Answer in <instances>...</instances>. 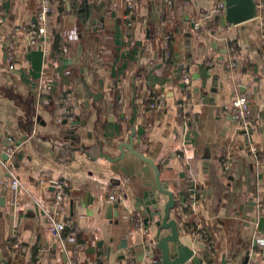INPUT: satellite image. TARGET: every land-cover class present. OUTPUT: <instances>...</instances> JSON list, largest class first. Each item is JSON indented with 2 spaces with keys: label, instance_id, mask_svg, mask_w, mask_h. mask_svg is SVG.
<instances>
[{
  "label": "crops",
  "instance_id": "0c3cea01",
  "mask_svg": "<svg viewBox=\"0 0 264 264\" xmlns=\"http://www.w3.org/2000/svg\"><path fill=\"white\" fill-rule=\"evenodd\" d=\"M82 1L53 0L51 53L45 56L18 31L35 20L38 0H0V157L7 162L0 165V264L20 258L18 264H32L38 255L41 264H162L150 244L155 227L150 223L147 229L136 218V199L155 188V171L128 150L120 159V145L140 128L145 133L136 134L135 150L169 181L178 200L171 217L182 242L201 256L208 252L213 264L242 263L256 242L259 255L264 249L260 20L229 25L225 12H216L222 0H89L90 10L81 9ZM55 33L62 37L59 47ZM89 92L103 98L97 101ZM235 94L252 100L247 129L230 110ZM153 98L163 99L165 109H150ZM66 111L74 121L66 119ZM8 137L19 149L4 159ZM14 179L20 182L16 193ZM59 181L66 193L60 206L53 202ZM117 188L120 216L112 222L107 205ZM52 219L69 222L60 244L49 235ZM123 240L128 249H120ZM253 263L264 264V257Z\"/></svg>",
  "mask_w": 264,
  "mask_h": 264
},
{
  "label": "water",
  "instance_id": "95a60500",
  "mask_svg": "<svg viewBox=\"0 0 264 264\" xmlns=\"http://www.w3.org/2000/svg\"><path fill=\"white\" fill-rule=\"evenodd\" d=\"M222 1L225 5V20L229 25H240L257 18L258 11L255 0ZM80 7L82 10H90L91 6L89 5V0H83ZM89 95L97 101L103 98L102 93L94 94L89 92ZM136 116L137 108L134 107V118L131 121V124L133 125L135 123ZM144 133L145 130L142 128L138 130V133L133 129L132 135L129 138L130 142L121 144L119 150L121 151L120 159L124 158L125 150H128L130 153L148 163L155 171V188L146 191L143 193L142 197H138L136 199V209L142 217L143 225L149 229L150 223H152L151 225H153L156 229L155 235L150 241L152 248L157 249L161 253L160 261L162 264H203L204 261L208 264H213L208 252L201 256L198 251L182 242L178 221L171 217V212L176 208L178 200L175 193L170 190L169 181L161 180V170L151 158H147L135 150L134 138L136 134L143 136ZM8 158L9 156L5 153L4 159ZM206 158H209V155H206ZM163 198H167L165 203H163ZM4 200L5 196L2 201L4 202ZM119 208V204L109 203L107 205L108 218L112 222L114 218H119ZM164 231H168L169 233L167 235H163ZM258 246L259 245L256 242L254 245V251L248 250L246 252L245 259L242 263H239L238 259H235L233 262H229L224 259L221 261V264H254V260H257L259 257H264V249L258 255ZM120 249H128V243L126 240L122 241ZM111 254L112 247L108 250V261ZM22 255L26 256V253L22 252ZM21 262H23V259L20 258L15 264Z\"/></svg>",
  "mask_w": 264,
  "mask_h": 264
},
{
  "label": "built area",
  "instance_id": "2783aa9c",
  "mask_svg": "<svg viewBox=\"0 0 264 264\" xmlns=\"http://www.w3.org/2000/svg\"><path fill=\"white\" fill-rule=\"evenodd\" d=\"M258 15L257 18L260 20L261 25L264 30V0H255ZM52 12H53V0H38V9L36 11L35 20L28 25H25L18 29L19 32L26 33L32 48L39 49L43 52L45 56L50 55V36L52 30ZM217 13H224L225 12V5L223 1L217 2L216 7ZM195 24V27L198 28ZM170 36L166 35L164 37V48L168 50ZM168 57V52H167ZM10 62V61H9ZM236 67L235 63H231V68ZM185 84L190 86V79L188 76L185 78ZM64 105L68 107L70 105L69 98L64 100ZM165 102L161 98H153L150 103V109L156 111H162L165 109ZM252 100L248 95L244 94H235L231 99L230 103V110L232 115L238 124L239 127L243 129H247L251 125V121L249 115L252 111ZM179 107L181 109H185L184 104H180ZM68 112H65V115ZM64 115V116H65ZM66 119L69 121H74V118L68 114ZM61 121V120H60ZM19 149V145L15 141V139L8 137L7 138V145H6V154L9 157H13ZM253 152H256L258 149L256 147L251 148ZM0 165H7V162H4L0 157ZM225 170H228V164L224 165ZM55 188L53 202L56 205H61L66 200V193H65V183L62 181L56 182L53 184ZM20 186V182L17 179L12 180L11 188L14 193L17 192ZM121 199V190L119 188L115 189L112 195L110 196L109 200L113 203H119ZM264 200V198H263ZM262 207L264 209V202L262 203ZM136 218L140 220L142 217L140 214L136 215ZM138 226L141 227V224ZM69 227V222L67 221H57L53 220L48 226L49 235L51 236V240L54 244H60L62 242L63 235L66 229ZM195 237L199 239H207L208 235L205 232H195L193 233ZM11 246L14 250H18L20 248V244L17 241L11 242ZM210 248H212L209 245ZM41 255L37 256L33 261L32 264H41Z\"/></svg>",
  "mask_w": 264,
  "mask_h": 264
},
{
  "label": "trees",
  "instance_id": "16d2710c",
  "mask_svg": "<svg viewBox=\"0 0 264 264\" xmlns=\"http://www.w3.org/2000/svg\"><path fill=\"white\" fill-rule=\"evenodd\" d=\"M61 44H62V37L58 33H55V46L59 47ZM66 231L69 230L66 229Z\"/></svg>",
  "mask_w": 264,
  "mask_h": 264
}]
</instances>
